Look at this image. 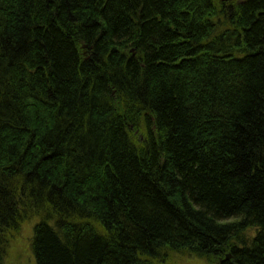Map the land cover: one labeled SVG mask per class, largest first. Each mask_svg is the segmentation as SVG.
<instances>
[{
  "label": "trees",
  "instance_id": "1",
  "mask_svg": "<svg viewBox=\"0 0 264 264\" xmlns=\"http://www.w3.org/2000/svg\"><path fill=\"white\" fill-rule=\"evenodd\" d=\"M34 219L36 264H264V0H0V264Z\"/></svg>",
  "mask_w": 264,
  "mask_h": 264
},
{
  "label": "rangeland",
  "instance_id": "2",
  "mask_svg": "<svg viewBox=\"0 0 264 264\" xmlns=\"http://www.w3.org/2000/svg\"><path fill=\"white\" fill-rule=\"evenodd\" d=\"M38 222V219L27 221L20 230L11 233L6 238L4 264H36L32 251V241L34 227ZM165 264H208V262L192 256L171 253L168 255Z\"/></svg>",
  "mask_w": 264,
  "mask_h": 264
},
{
  "label": "water",
  "instance_id": "3",
  "mask_svg": "<svg viewBox=\"0 0 264 264\" xmlns=\"http://www.w3.org/2000/svg\"><path fill=\"white\" fill-rule=\"evenodd\" d=\"M83 48H86V47H83ZM230 258H231V257H230V256H228V257H227V260H229Z\"/></svg>",
  "mask_w": 264,
  "mask_h": 264
}]
</instances>
